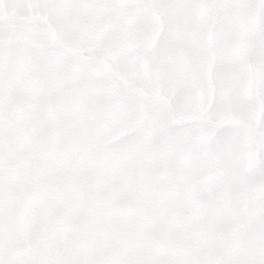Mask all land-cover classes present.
Masks as SVG:
<instances>
[{"label":"snow or ice","instance_id":"1","mask_svg":"<svg viewBox=\"0 0 264 264\" xmlns=\"http://www.w3.org/2000/svg\"><path fill=\"white\" fill-rule=\"evenodd\" d=\"M0 264H264V0H0Z\"/></svg>","mask_w":264,"mask_h":264}]
</instances>
